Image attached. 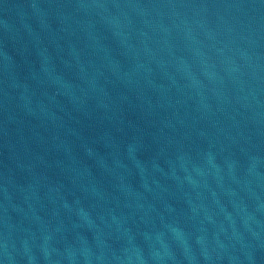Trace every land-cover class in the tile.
Segmentation results:
<instances>
[{"label":"water","instance_id":"95a60500","mask_svg":"<svg viewBox=\"0 0 264 264\" xmlns=\"http://www.w3.org/2000/svg\"><path fill=\"white\" fill-rule=\"evenodd\" d=\"M0 264H264V0H0Z\"/></svg>","mask_w":264,"mask_h":264}]
</instances>
